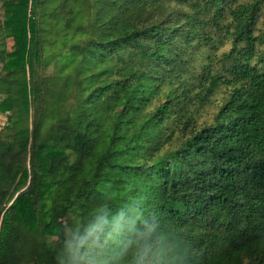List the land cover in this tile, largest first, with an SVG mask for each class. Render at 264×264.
<instances>
[{"label": "trees", "instance_id": "trees-1", "mask_svg": "<svg viewBox=\"0 0 264 264\" xmlns=\"http://www.w3.org/2000/svg\"><path fill=\"white\" fill-rule=\"evenodd\" d=\"M94 4L0 0V264H264V0Z\"/></svg>", "mask_w": 264, "mask_h": 264}, {"label": "rangeland", "instance_id": "rangeland-1", "mask_svg": "<svg viewBox=\"0 0 264 264\" xmlns=\"http://www.w3.org/2000/svg\"><path fill=\"white\" fill-rule=\"evenodd\" d=\"M93 4H94V0H91V6H92L91 13H90L91 20L95 19L94 16L97 14V10H98L96 8V6H93ZM2 20H3V10H2V8L0 6V21L2 22ZM90 32H91V37H95L96 31L94 29H91ZM7 43H8V45H10L9 41H7ZM57 65H60V63H58ZM54 74L57 75L58 71H55Z\"/></svg>", "mask_w": 264, "mask_h": 264}, {"label": "crops", "instance_id": "crops-1", "mask_svg": "<svg viewBox=\"0 0 264 264\" xmlns=\"http://www.w3.org/2000/svg\"><path fill=\"white\" fill-rule=\"evenodd\" d=\"M7 41H9V40L7 39ZM7 45H8V43H7Z\"/></svg>", "mask_w": 264, "mask_h": 264}]
</instances>
